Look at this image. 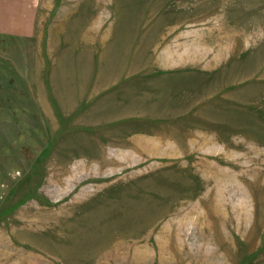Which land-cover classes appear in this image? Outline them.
Wrapping results in <instances>:
<instances>
[{
  "label": "rangeland",
  "instance_id": "rangeland-1",
  "mask_svg": "<svg viewBox=\"0 0 264 264\" xmlns=\"http://www.w3.org/2000/svg\"><path fill=\"white\" fill-rule=\"evenodd\" d=\"M0 264H264V0H0Z\"/></svg>",
  "mask_w": 264,
  "mask_h": 264
}]
</instances>
